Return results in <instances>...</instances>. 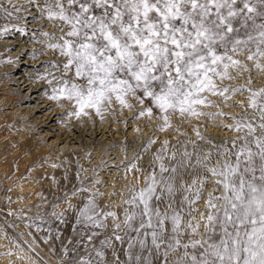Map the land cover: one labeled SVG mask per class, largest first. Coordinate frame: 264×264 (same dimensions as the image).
I'll list each match as a JSON object with an SVG mask.
<instances>
[{"label":"snow or ice","instance_id":"1","mask_svg":"<svg viewBox=\"0 0 264 264\" xmlns=\"http://www.w3.org/2000/svg\"><path fill=\"white\" fill-rule=\"evenodd\" d=\"M29 5L36 9L38 16L30 11ZM28 15L35 23L47 20L54 29L53 32L42 28L33 31L29 40L62 58L59 63L50 62L45 66L47 75L39 78L47 80L49 85L55 81L48 99L57 104L61 100L72 104L75 111L69 116L80 118L94 111L103 119L109 111L122 112L138 106L134 119L144 116L151 119L158 112L163 120L159 130L164 131L172 126L173 115L185 119L223 116V112L203 111L213 106L210 96L227 101L232 98L230 91L232 95L251 93L248 104L253 110L252 116L245 109L239 118L230 117L233 124L227 125L230 130L243 133L232 142L231 148L225 147L219 152V157L228 159L219 167H209L211 154L196 158V167L207 168L212 176L220 177L216 183L223 188L222 196L209 194L207 207L215 209L208 215L209 224L205 226L210 235L183 242L181 215L176 212L169 217L167 211L162 213L150 203L153 198L161 200L165 193L169 197L174 195V177L165 179L163 173H176L178 168L185 167V161H191V154L187 152L171 169L165 167L163 155L157 154L160 180L150 176L147 187L129 201L137 207L143 205L139 226L133 228L130 223L136 213L127 217L125 223L137 233L140 249H146L149 235L157 255L163 246V264H264V89H230L223 84L251 71L238 58L241 56L264 73V63H261L264 60V0H43L42 3L24 0L19 6L13 0H0V17L22 25L14 27L16 33L28 35ZM12 30L5 26L0 36ZM37 35L44 39H36ZM31 58L36 60L39 56L32 53ZM55 72L60 76L56 77ZM248 82L251 83V77ZM196 135L204 139L198 130ZM164 151H167L166 143L161 152ZM172 159L176 160L175 154ZM204 183L206 178L201 180ZM199 198V190L192 200L184 197L189 216L191 205ZM217 201H222L219 208ZM95 207L89 200L80 210L77 223L86 229L101 227ZM167 208H172L171 200ZM53 215L57 219L62 216L55 212ZM169 220L171 235H166ZM192 231L195 233L197 229ZM87 239L91 241L92 236ZM134 247L130 241L129 250ZM95 255L103 264V253L96 251ZM127 255L129 264L133 260L141 264L140 255L131 251ZM76 264L94 262L81 259ZM143 264H152V261L145 259Z\"/></svg>","mask_w":264,"mask_h":264},{"label":"rangeland","instance_id":"2","mask_svg":"<svg viewBox=\"0 0 264 264\" xmlns=\"http://www.w3.org/2000/svg\"><path fill=\"white\" fill-rule=\"evenodd\" d=\"M13 2L19 6L24 3V0H13ZM42 2L43 0H41ZM4 6L11 7L8 4ZM27 7L31 12L39 15L34 7L30 5ZM46 22L47 20H41L40 23H35L32 16L28 15L26 25L28 35H23L14 31V27L22 26L21 24L15 21L9 23L0 17V30L5 26L13 29L0 36V135L3 140L2 148L7 150L5 153L7 155L10 146L15 144V142L9 144V140L2 137L3 134L5 136L6 133H12L16 136L15 138L25 134V139L30 142L31 148L42 144L52 155L42 157L39 162L36 161L33 167L28 164L24 172L19 175V178H23V182H28V179L25 178L30 170L39 167L40 176L47 175L49 177L50 182L41 188L42 199L38 202L37 207L17 206L15 202L14 186L17 182H14L13 176L17 172V163L12 164L13 174L9 172L6 178L0 180V241L6 240L9 244H3L4 249L0 250V254L12 253L15 248L19 247L23 253L26 249L25 252L29 259L36 260L39 257L40 264H76L81 259L92 260L94 264H100L101 258L97 257L95 252L101 251L103 264H129L127 253L131 251L134 255L141 256V264L145 259L151 260L152 264H163V246L161 254L157 255L152 248L149 235L146 249H140L136 242L137 233L129 229L125 223L127 217L136 213V218L130 223L133 228L139 226V213L143 206L137 207L129 201L147 187L146 182H150V176L155 175L159 180L161 173L159 162L156 159L157 154L163 155V163L169 169L176 165L177 160L183 158V153L191 154V161L186 160V166L180 167L181 180L175 201L178 213L182 217L181 239L187 243L210 235L206 229L201 234L192 231L197 229L193 216L199 207L200 200H205L202 214L206 211L210 215L215 211V209L207 207L209 198L202 197V191H206L211 174L207 168L196 167V158L199 156L203 159L211 154L209 167H219L225 159H228V157H219V152L223 151L225 147L231 148L232 142L243 133L230 130L227 125L233 124L230 117L239 118L245 109L249 116H252L253 110L248 104L251 93L243 91L232 95L230 91L229 95L232 98L227 101L221 97L210 96L209 99L213 101V106L204 108L203 111L212 114L223 112V116L216 115L215 119L202 116L199 119L190 120L191 118L185 119L179 115H173L170 117L172 126L157 134H155L157 128L163 126V120L159 113L154 112L151 119L146 116L134 119L133 117L139 111L138 106L127 113L126 109L121 113L109 111L105 113L100 123H98L99 118L93 114V111H90L88 115L90 119H83L82 125L84 126L81 127L75 124V116L68 115L75 111L69 102L61 100L57 106L60 107L58 109L47 101L42 102L43 98H48L52 90L48 89L47 80L45 83L37 84L36 88L33 87V82L38 80L40 74H47L45 66L50 62L59 63V60L62 59L56 58L54 53L40 57L42 49L45 52V48L40 44H32L29 40L32 32L38 29L42 28L47 32L54 31L52 28L47 30ZM36 39L44 38L37 35ZM32 53H36L39 59L29 61ZM27 54H29L28 57H26ZM238 58L246 63L251 71L243 72L235 80H225L224 86H228L230 89L250 88L253 91L264 89V73L258 72L252 62L247 61L245 57ZM9 60L13 63H7ZM261 63H264V60ZM54 75L59 77L60 73L55 72ZM260 75H263V78ZM49 77L48 79H52L51 76ZM249 77H251L250 84ZM24 79L27 80L24 81ZM132 103L135 104V101ZM3 116H8V118L2 119ZM196 130L203 136V140L196 135ZM182 133L186 135H182ZM260 134V130L257 129L256 135ZM151 141L155 142L150 144ZM165 143L167 151L161 152ZM173 154H175L176 160L172 159ZM66 163L68 169L65 166ZM189 163L191 166H188ZM133 165L135 167H132ZM63 169H67L68 172L63 173ZM124 171L134 172L136 175L143 174L144 180L142 185H138L137 182L126 183V187L120 191L117 189L112 194L114 198L117 193L123 192L127 199V201L121 200L120 202L125 205L122 209L119 207V216L117 217H119L120 223H116V217L106 215L112 212L107 207L108 200H102V193L106 187L105 181H110V173H114V177H120ZM99 172L101 173L99 174ZM98 174L103 176L102 179L95 178ZM170 175L171 171L163 173L166 178H169ZM205 178L206 183L202 185L201 180ZM96 179L103 187H100L99 193L95 195L88 194L87 187L94 185ZM218 179L221 178L218 177ZM193 180L196 181L195 184H193ZM62 186L66 188L64 193H62L64 190ZM188 187L191 188V191L186 192L185 189ZM197 190L200 191V198L191 205L192 215L189 216V205L184 197L187 196L189 200L194 199ZM73 192L76 194L73 195ZM220 194L218 197L223 195L222 186ZM91 197L100 202L95 204V211L98 213L96 220L102 226L86 229L82 224L77 223V218L80 210L85 207ZM170 200L172 202L175 198L171 199L167 194H163L161 200L153 198L151 204L159 207L162 213L167 211L170 217L174 213L173 207L167 208ZM216 203L219 208L222 201ZM53 212L62 214V216L57 219ZM189 223L194 227H188ZM208 224V220L205 221V226ZM117 225H119L118 228ZM171 227L169 220L166 224V235H171ZM146 231L150 232L151 229ZM87 236H92L91 241L87 239ZM117 236L121 239L117 240ZM195 237L197 238L195 239ZM130 241L135 244L131 250L128 248ZM189 251L192 250L189 249ZM5 255H0V264H3L1 258ZM169 259L171 260L172 257ZM24 260L27 258L25 257ZM132 264H136V262L133 260Z\"/></svg>","mask_w":264,"mask_h":264},{"label":"bare ground","instance_id":"3","mask_svg":"<svg viewBox=\"0 0 264 264\" xmlns=\"http://www.w3.org/2000/svg\"><path fill=\"white\" fill-rule=\"evenodd\" d=\"M260 22L261 21L258 19L257 23H260ZM46 26H47V30L52 28L48 21L46 22ZM53 53L54 52H52L51 50L45 49L44 54L41 55L40 57L48 56V55H51ZM54 54H55V57L57 58L58 57L57 54L56 53H54ZM28 56H29V54L26 55V57H28ZM29 61H35V60H32V58L29 57ZM41 75H47V74L46 73L40 74V76ZM257 75H259V74H257ZM48 78H50V77H48ZM26 80L27 79H24V81H26ZM45 82H46L45 79L38 78L37 81L33 82V87L36 88L37 84L45 83ZM54 85L55 84L49 85L47 82L48 89H52V87ZM244 97H249V96H244ZM237 99H239V98H237ZM44 101H47V103H50L53 106H56V107L59 106V104H57L55 101H52L48 98H43L42 102H44ZM58 108H60V107H57V109ZM128 111L129 110L126 109V113ZM119 112L121 113V111H119ZM123 112H124V110H123ZM93 114H95L94 111H93ZM97 117L99 118L98 123L102 122L103 119H101L99 116H97ZM6 118H8V116L2 117V119H6ZM85 118H86V120H88V119H90V116H88V115L83 116L82 115L80 118H74L75 124L80 125L81 127L84 126V125H82V120ZM193 119L194 118H191L190 120H193ZM159 129L160 128H157V130L155 129L156 130L155 134H157L158 132H161ZM2 137L4 139L9 140L8 141L9 144L12 142H15V144L13 146H10L9 153L6 155L5 153L7 150L2 148L3 140H2L1 135H0V180L6 178L9 172H11V174H13V165L12 164L17 163V165H16L17 172L14 173V176H13L14 182L15 181L17 182L16 185L14 186V188H15L14 197L16 198L15 202L17 203V206L24 205V206H26V208H28V207L31 208V207H35V206L37 207L38 202L41 201V199H42L41 198V188H42V186H46L50 182V179L47 175L45 177L40 176L41 172H40L39 167H34V168H32V167L35 166L36 161L39 162L42 159V157L51 155V153L42 144L35 145L31 148L30 142L27 141V139H25V134H21L20 137L18 136L17 138H15L16 136H14L12 133H6L5 136L3 134ZM21 151H23V152H21ZM96 156H98V155H96ZM53 160H56V159H53ZM94 163H96V160H94ZM28 164L32 165V167H31L32 169L30 170V173L28 174V176L25 178V179H28V182H25V181L23 182L22 181L23 178H19V175L24 172V170L28 167ZM65 166L67 167L68 164L66 163ZM67 169H68V167H67ZM67 169H63L62 172L67 173L68 172ZM111 171L115 172L116 170H111ZM100 173L101 172H99V174ZM11 174H10V176H11ZM99 174L96 175L95 178L102 179L103 176H101ZM65 175H68V174H65ZM180 175H181L180 174V168H178L176 173L171 172V175H170V177H174L175 193L173 196H171V199L175 198V200H172V207L174 208V213L178 212V208L176 207L175 201H176V194L179 191V182L181 180ZM160 178H161V176L159 177V180H160ZM164 178L167 179L166 177H164ZM116 180H117V182H116ZM143 180H144L143 174L136 175V173H134V172L124 171L120 177H114V173H110V181L109 182H107V180L105 181L106 187L104 188L103 193H102V195H103L102 200L103 201L108 200L107 207H108L109 211L114 214V215H111V217H116V223H118V222L120 223L119 217H117V216H119L118 209H119V207L122 209L125 205L124 203L120 204V202H121V200L127 201V199L124 196L123 192L117 193L114 198L112 197V194L117 189L120 191L123 187H126L125 186L126 183L131 184L133 182H137L138 185H142ZM217 180H219L218 177H214L212 175L209 176L208 185L206 187V191H204V190L202 191V197L209 198L210 193H212L215 196L221 195L220 194L221 193V186H219L216 183ZM62 187L64 188L62 193H64L66 191L65 190L66 188H65V186H62ZM100 187H103V185H100V183L96 179L94 185L87 187V193L88 194L92 193L93 195H95V194L99 193ZM166 194L167 193H165L164 195H166ZM89 200H92L94 202V204L100 203L99 201L96 200V198L91 197V199H89ZM42 202H43V200H42ZM42 202H40V203H42ZM69 202H71L70 199H69ZM150 203H152V201ZM198 204H199V207H198V209H196V211L194 213L193 221L195 222L196 226L199 225L196 233L201 234L206 229L205 221H207L206 219L208 217V214L206 211L202 214V211L204 210V206H205V200L204 199L200 200V202ZM140 206H143V205H140ZM191 227H194V225H191ZM196 238L197 237H195V239ZM3 244L9 245L6 240H1L0 241V250L4 249ZM25 251H26V249L24 250V253H23V251L19 247H17L12 251V253L4 252V254H6V255L3 258H1L3 260V264H40L41 263L40 262L41 259L39 257L36 258V260L34 258L29 259V256L26 254ZM4 254H0V255L3 256ZM25 257L27 258V260H24Z\"/></svg>","mask_w":264,"mask_h":264}]
</instances>
